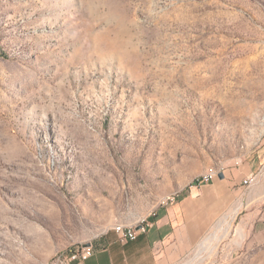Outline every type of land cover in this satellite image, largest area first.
Returning a JSON list of instances; mask_svg holds the SVG:
<instances>
[{"label": "rangeland", "instance_id": "1", "mask_svg": "<svg viewBox=\"0 0 264 264\" xmlns=\"http://www.w3.org/2000/svg\"><path fill=\"white\" fill-rule=\"evenodd\" d=\"M208 171L178 264H264V0H0V264L138 226Z\"/></svg>", "mask_w": 264, "mask_h": 264}, {"label": "crops", "instance_id": "2", "mask_svg": "<svg viewBox=\"0 0 264 264\" xmlns=\"http://www.w3.org/2000/svg\"><path fill=\"white\" fill-rule=\"evenodd\" d=\"M253 167L252 165L249 168ZM239 171L233 181L229 179L222 186L235 192V185L242 183L250 175ZM221 185V184H220ZM215 185L207 184L198 188L199 193H192L180 199L175 205L161 207L146 232H140L135 241L121 243L114 232L107 233L100 241L92 243L95 252L85 262L76 261L73 264H178L190 250L194 249L199 236L194 232V221L201 219L202 193ZM230 191V194H233ZM193 221V223H192ZM192 223V224H191Z\"/></svg>", "mask_w": 264, "mask_h": 264}, {"label": "built area", "instance_id": "3", "mask_svg": "<svg viewBox=\"0 0 264 264\" xmlns=\"http://www.w3.org/2000/svg\"><path fill=\"white\" fill-rule=\"evenodd\" d=\"M219 177L217 171H208L202 176V181L198 183L195 187H200L202 185H207L213 182L216 178ZM256 181L255 175H250L247 179L243 180L245 186H251ZM176 198L169 200H162L161 206H166L169 202H174ZM157 214L151 215L147 220L143 221L138 226L126 225V224H117L113 227L114 233L117 234L118 239L121 243H127L130 241H135L138 238L140 232H146L148 226L151 224L150 218H155ZM95 252V247L90 244L89 246H82L70 250L66 255H59L58 259L55 260V263L50 264H73L76 261L85 262L93 256Z\"/></svg>", "mask_w": 264, "mask_h": 264}, {"label": "bare ground", "instance_id": "4", "mask_svg": "<svg viewBox=\"0 0 264 264\" xmlns=\"http://www.w3.org/2000/svg\"><path fill=\"white\" fill-rule=\"evenodd\" d=\"M202 181V178L201 179H199L197 182H196V185H197V183H200ZM175 198V197H174ZM228 227H225V229H223V230H226V231H228ZM227 234V233H226ZM221 237V234L219 235V237H217V235H215L213 238H211L212 240H216V239H218V238H220ZM56 258V257H55ZM58 259V258H57ZM55 263V262H54Z\"/></svg>", "mask_w": 264, "mask_h": 264}, {"label": "water", "instance_id": "5", "mask_svg": "<svg viewBox=\"0 0 264 264\" xmlns=\"http://www.w3.org/2000/svg\"><path fill=\"white\" fill-rule=\"evenodd\" d=\"M219 179H224V174L223 173H220L219 174ZM90 244H87L86 246H89Z\"/></svg>", "mask_w": 264, "mask_h": 264}, {"label": "trees", "instance_id": "6", "mask_svg": "<svg viewBox=\"0 0 264 264\" xmlns=\"http://www.w3.org/2000/svg\"><path fill=\"white\" fill-rule=\"evenodd\" d=\"M198 184V183H197ZM150 221H152V218H150Z\"/></svg>", "mask_w": 264, "mask_h": 264}]
</instances>
